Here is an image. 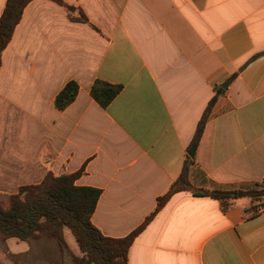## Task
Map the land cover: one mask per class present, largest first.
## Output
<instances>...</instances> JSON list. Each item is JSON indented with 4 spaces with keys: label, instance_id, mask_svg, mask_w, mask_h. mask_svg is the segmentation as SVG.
I'll return each instance as SVG.
<instances>
[{
    "label": "crops",
    "instance_id": "0c3cea01",
    "mask_svg": "<svg viewBox=\"0 0 264 264\" xmlns=\"http://www.w3.org/2000/svg\"><path fill=\"white\" fill-rule=\"evenodd\" d=\"M64 1L88 22L33 0L2 55L0 195L84 168L77 185L102 191L94 225L121 238L155 211L189 158L194 186L264 183V0ZM97 80L122 86L107 107L91 95ZM70 81L79 92L59 110ZM47 241L3 239L0 264H57ZM128 264H264V199L224 207L179 191L135 239Z\"/></svg>",
    "mask_w": 264,
    "mask_h": 264
},
{
    "label": "trees",
    "instance_id": "16d2710c",
    "mask_svg": "<svg viewBox=\"0 0 264 264\" xmlns=\"http://www.w3.org/2000/svg\"><path fill=\"white\" fill-rule=\"evenodd\" d=\"M31 1L33 0H7L0 17V71L3 52L11 42L25 8ZM52 1L65 7L71 19L88 22L81 9L64 0ZM77 10L78 15L75 14ZM121 89V85L97 80L91 88V95L100 105L107 107ZM78 92V83L68 82L56 96L57 109L67 108L75 100ZM214 102L215 98L198 124L192 142L194 147L198 145L203 135ZM192 161L190 158L186 161L180 177L157 198L155 211L125 237L106 236L94 225L92 217L102 191L92 186L77 185L76 181L84 173V168L60 174L49 172L41 182L22 185L18 192L8 195V206L0 201V235L3 239L16 237L25 241L47 237L56 241L61 251L69 252L74 264H128L131 245L175 193L189 190L196 196L216 198L224 207L241 197L264 195V187L262 190L254 191H222L194 186L189 181V165ZM66 228L73 233L82 256L75 255L69 250L65 238Z\"/></svg>",
    "mask_w": 264,
    "mask_h": 264
},
{
    "label": "rangeland",
    "instance_id": "374dc122",
    "mask_svg": "<svg viewBox=\"0 0 264 264\" xmlns=\"http://www.w3.org/2000/svg\"><path fill=\"white\" fill-rule=\"evenodd\" d=\"M263 187H264V183H261V184L255 186V188H253L251 190L252 191H254V190H262ZM247 197L252 199L253 201L254 200H263L264 199V195L260 196V197H258V196H256V197L247 196ZM0 201H2V203L5 206H8V204H9L8 196L0 195ZM65 236H66L67 244L69 246V250H71V252L73 250L74 251V252H72L73 254H75L77 252H80L79 246L77 244V241H76L73 233L69 229L65 230ZM2 240H3V238L0 235V243H2L1 242ZM45 240H48L47 243L55 246V248L57 249V252L50 253L51 254V259L53 261H55V263H57V264H74V261H73V259L71 257V254L69 252H67V251H65V252L61 251L60 248H58L59 246L56 243V241L48 239L47 237H45ZM78 256H82V253L80 255H78Z\"/></svg>",
    "mask_w": 264,
    "mask_h": 264
},
{
    "label": "water",
    "instance_id": "95a60500",
    "mask_svg": "<svg viewBox=\"0 0 264 264\" xmlns=\"http://www.w3.org/2000/svg\"><path fill=\"white\" fill-rule=\"evenodd\" d=\"M194 150H195V147L193 146L192 149H191V152H190V155L193 156L194 154Z\"/></svg>",
    "mask_w": 264,
    "mask_h": 264
}]
</instances>
